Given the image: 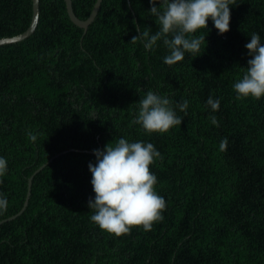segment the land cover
Returning <instances> with one entry per match:
<instances>
[{"label":"trees","instance_id":"16d2710c","mask_svg":"<svg viewBox=\"0 0 264 264\" xmlns=\"http://www.w3.org/2000/svg\"><path fill=\"white\" fill-rule=\"evenodd\" d=\"M95 3L73 0L81 19ZM151 6L103 0L85 30L65 0H40L35 31L0 45V264H264V96L234 91L251 35L264 43V0H235L230 31L218 34L209 19L200 52L174 65L162 39L151 50L130 42L137 25L159 30ZM32 16L33 0H0V39L26 31ZM148 90L172 101L181 125L146 133L132 123ZM120 138L161 154L150 169L166 210L150 231L117 237L91 220L88 165Z\"/></svg>","mask_w":264,"mask_h":264},{"label":"clouds","instance_id":"9594fccd","mask_svg":"<svg viewBox=\"0 0 264 264\" xmlns=\"http://www.w3.org/2000/svg\"><path fill=\"white\" fill-rule=\"evenodd\" d=\"M152 5L149 13L155 16L159 30L150 34L148 30H137L139 36H133L131 43L144 41V47L151 50L157 41L169 49L164 57V63L174 65L184 59L185 52L196 54L201 46L206 44L208 20L211 19L218 34L230 31V5L235 0H149ZM159 4L160 7L156 5ZM135 24V21L133 22ZM203 30V34L195 33ZM171 36V38H169ZM248 55L246 72L241 79L234 83L237 98L252 97L260 99L264 96V43L261 36L253 33L250 42L245 45ZM207 104L213 111L219 109L220 101L211 96ZM181 112L188 108V101L183 100L176 105ZM139 111L132 123L141 125L146 133H166L173 127L181 125L172 106V101L148 90L138 101ZM214 125L216 118L210 117ZM31 140L36 136L29 134ZM226 138L221 141L220 148L224 150ZM95 164L89 163L91 185L95 193L94 199L88 201L89 209L93 210L92 222L109 234L120 237L129 234L133 227H142L150 231L155 222L163 219L166 201L160 196L155 185L157 177L152 173L150 165L161 154L152 143L142 141L129 142L120 138L113 145L108 143L104 149H94ZM7 172V160L0 157V177ZM7 208L6 198L0 196V212Z\"/></svg>","mask_w":264,"mask_h":264},{"label":"water","instance_id":"95a60500","mask_svg":"<svg viewBox=\"0 0 264 264\" xmlns=\"http://www.w3.org/2000/svg\"><path fill=\"white\" fill-rule=\"evenodd\" d=\"M65 1H66V5H67L68 14H69L71 20L76 25H78V26L84 28L85 30H87L88 27H89V25L97 17V15L99 13V10L101 8V4H102V1L103 0H96V3L94 5V8H93L90 16L88 18H86V19H81L76 14V12L74 10V6H73V0H65ZM39 17H40V0H33V16H32L31 24L28 27V29L26 31H24L23 33L18 34L16 36L1 38L0 39V45L1 44H6V43L17 42V41H20V40H23V39L29 37L35 31V29H36V27L38 25ZM40 169H38L36 171V173ZM33 178H34V176H31L30 179H29V187H28V196H27V198H29L30 195H31ZM27 204H28V201H26V205ZM2 222L3 221H0V223H2Z\"/></svg>","mask_w":264,"mask_h":264}]
</instances>
